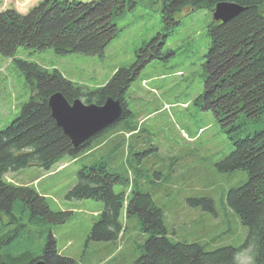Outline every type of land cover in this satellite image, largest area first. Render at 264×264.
<instances>
[{"label": "trees", "instance_id": "obj_1", "mask_svg": "<svg viewBox=\"0 0 264 264\" xmlns=\"http://www.w3.org/2000/svg\"><path fill=\"white\" fill-rule=\"evenodd\" d=\"M162 1L166 10L163 19H169L172 25L176 24L173 16L184 9L189 13L211 12L218 3H235L244 8L226 23L212 21L209 26L205 85L198 104L203 103L228 127L233 140V150L220 161L219 169L247 173V180L226 195V205L247 230L246 239L240 249L224 245L211 251L200 243L173 240L162 211L140 182L145 173L135 159L136 152L126 151L127 165L123 169L115 166L117 153L126 147H122L124 134L100 154L90 155L91 162L77 160L82 164L77 171L78 182L66 198L93 199L104 204L88 238L111 244L123 232L122 213L127 204L126 219L137 218L136 230L141 236L135 242L134 264H240L237 256L244 249L251 250L250 264H264V0ZM126 2L44 0L27 14L0 12V53L14 59L34 92L19 117L0 131V264H35L38 260L46 264H78L59 254L48 226L62 224L70 214L51 210L34 188L8 183L4 176L29 167L49 170L66 156L78 158L81 153L91 152L106 131L123 122L126 125L121 130L131 132L136 128L126 122L131 115L124 108L119 123L75 149L52 117L48 99L61 92L69 103L81 99L85 104L102 105L109 97L122 101L137 74L138 60L128 69L116 71L105 86L90 89L66 79L57 69L49 71L35 62L16 59L15 55L19 48L34 52L51 48L58 55H100L117 34L114 21L123 13ZM153 3L149 0L151 6ZM159 35L145 45L144 52L150 50L148 60L161 59L165 35ZM96 156L99 158L94 159ZM116 185L122 187L119 193L114 190ZM128 188L129 194L125 192ZM200 203L205 204L192 202Z\"/></svg>", "mask_w": 264, "mask_h": 264}, {"label": "rangeland", "instance_id": "obj_2", "mask_svg": "<svg viewBox=\"0 0 264 264\" xmlns=\"http://www.w3.org/2000/svg\"><path fill=\"white\" fill-rule=\"evenodd\" d=\"M42 1L0 0V12L27 14ZM126 1L123 13L114 21L117 34L100 55H58L51 48L35 52L19 48L15 58L35 62L49 71L57 69L66 79L90 89L105 86L116 71L128 69L138 60L137 74L124 97L131 115L126 121L138 129L124 136L122 147H126L117 153L115 166L123 169L127 165L126 151L136 152L135 159L145 173L140 182L162 211L173 240L200 243L208 251L224 245L240 249L247 230L226 205V195L247 180V173L219 169L220 161L233 150V140L228 127L203 103L198 104L205 85L204 55L209 47L212 12L189 13L184 9L173 16L176 24L172 25L169 19H163L166 10L162 0H152V6L149 0ZM159 34L165 35L161 59L148 60L150 50L145 53V45ZM26 82L14 59L0 53V131L19 117L34 94ZM125 125L106 131L91 153H81L78 159L100 154L114 140L123 138L120 130ZM81 165L66 156L49 170L29 167L4 177L8 183L34 188L51 210L70 214L62 224L48 225L60 255L78 264H134L135 242L141 236L136 230L137 218L126 219L127 204L122 213L125 232L111 244L88 238L104 204L93 199L66 198L78 182ZM114 190L119 193L122 187L116 185ZM125 192L129 194L130 188ZM195 200L205 204L193 205ZM250 253V249L241 250L239 263L250 264Z\"/></svg>", "mask_w": 264, "mask_h": 264}, {"label": "water", "instance_id": "obj_3", "mask_svg": "<svg viewBox=\"0 0 264 264\" xmlns=\"http://www.w3.org/2000/svg\"><path fill=\"white\" fill-rule=\"evenodd\" d=\"M243 10V7L235 3H218L213 10V19L226 23ZM48 105L56 124L75 149H79L83 143L118 122L123 114L122 101L112 97L102 105L84 104L79 99L69 103L65 96L58 92L50 96ZM35 264L46 263L44 260H38Z\"/></svg>", "mask_w": 264, "mask_h": 264}]
</instances>
